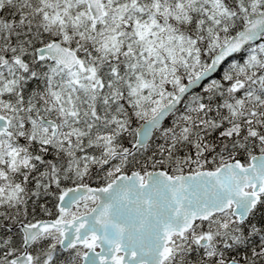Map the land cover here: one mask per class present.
I'll use <instances>...</instances> for the list:
<instances>
[{"label":"snow or ice","instance_id":"1","mask_svg":"<svg viewBox=\"0 0 264 264\" xmlns=\"http://www.w3.org/2000/svg\"><path fill=\"white\" fill-rule=\"evenodd\" d=\"M0 264H264V0H0Z\"/></svg>","mask_w":264,"mask_h":264},{"label":"trees","instance_id":"2","mask_svg":"<svg viewBox=\"0 0 264 264\" xmlns=\"http://www.w3.org/2000/svg\"><path fill=\"white\" fill-rule=\"evenodd\" d=\"M237 59L239 60V56H237ZM92 185L95 186V183H93ZM55 203H56L55 200H53L52 198H49L48 207L53 211V213L56 212V209L54 208ZM45 218H51V217H49L43 211H41L39 208H37L35 219L38 220V219H45Z\"/></svg>","mask_w":264,"mask_h":264}]
</instances>
